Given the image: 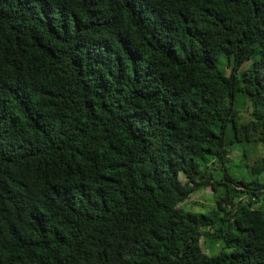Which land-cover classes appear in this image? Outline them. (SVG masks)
<instances>
[{"label": "trees", "instance_id": "trees-1", "mask_svg": "<svg viewBox=\"0 0 264 264\" xmlns=\"http://www.w3.org/2000/svg\"><path fill=\"white\" fill-rule=\"evenodd\" d=\"M0 264H264V0H0Z\"/></svg>", "mask_w": 264, "mask_h": 264}, {"label": "rangeland", "instance_id": "rangeland-1", "mask_svg": "<svg viewBox=\"0 0 264 264\" xmlns=\"http://www.w3.org/2000/svg\"><path fill=\"white\" fill-rule=\"evenodd\" d=\"M224 56H221L220 59L222 60ZM229 71V70H228ZM237 99L239 101V109H242L245 106V96L242 94L237 95ZM246 150L248 153V157L246 158V163H252L255 158L262 155V146L261 144L254 147V145L251 143H234L233 146L230 148L231 155H232V164L228 163L227 171H229L230 174H233V176H239L242 172L247 175V168H245L243 165V150ZM240 164V165H239ZM235 165V166H234ZM235 169H238L240 171H235ZM212 172L215 174V176H220L222 174L221 170H212ZM236 172V173H235ZM215 193H213L211 187L203 188L197 192H195L190 198L185 200L181 206L187 210L192 211H206L214 206L215 203ZM201 245L205 252H207L209 255H214L217 253V251L220 249L219 244H213L212 240L207 239L201 240Z\"/></svg>", "mask_w": 264, "mask_h": 264}]
</instances>
